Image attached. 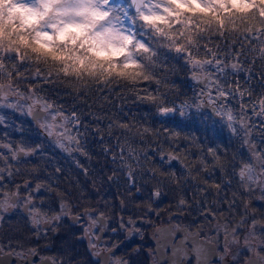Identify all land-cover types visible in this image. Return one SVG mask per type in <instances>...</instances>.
<instances>
[{
    "label": "flooded vegetation",
    "instance_id": "obj_1",
    "mask_svg": "<svg viewBox=\"0 0 264 264\" xmlns=\"http://www.w3.org/2000/svg\"><path fill=\"white\" fill-rule=\"evenodd\" d=\"M207 90L208 81L198 103H207ZM227 106L221 99L216 117L204 110V148L181 147L190 159L186 175L174 178L172 173L179 171L173 169L168 172L173 184L168 191L149 192L139 182L137 187L133 180L128 183V175L120 181L110 150L104 160L98 159L103 156L100 145L95 157L94 145L88 143L96 136L89 139L79 124H64L50 135L41 127L45 113L37 121L32 114L29 121L14 114L18 122L0 130V143L14 148L23 144L35 151L12 161L4 150L0 193L19 189V196L15 207L0 211V256L9 255L7 264H264V185L239 177L241 166L254 163L264 145H255V136L261 138L255 124L245 129L246 137L245 130L234 133L221 122L218 110ZM55 121L49 125L63 124L59 115ZM65 129L75 140L60 135ZM225 132L230 137L222 146ZM139 149L143 152V145ZM156 158L176 166L173 155ZM26 197L31 206L25 204ZM101 212L104 218L93 227L91 220ZM55 216L60 218L52 220ZM34 219L40 223L34 224Z\"/></svg>",
    "mask_w": 264,
    "mask_h": 264
},
{
    "label": "clouds",
    "instance_id": "obj_2",
    "mask_svg": "<svg viewBox=\"0 0 264 264\" xmlns=\"http://www.w3.org/2000/svg\"><path fill=\"white\" fill-rule=\"evenodd\" d=\"M211 7L208 0H0V72L7 78L24 65L76 90L134 89L154 80L163 51L177 53L200 34H218L219 19L231 27L229 16L221 9L213 15ZM230 15L238 25L241 15ZM8 81L0 78V85ZM172 108L161 102L157 112L190 118L187 111L162 112Z\"/></svg>",
    "mask_w": 264,
    "mask_h": 264
},
{
    "label": "trees",
    "instance_id": "obj_3",
    "mask_svg": "<svg viewBox=\"0 0 264 264\" xmlns=\"http://www.w3.org/2000/svg\"><path fill=\"white\" fill-rule=\"evenodd\" d=\"M113 2L122 3V0H113ZM248 21L253 25L256 23V20ZM240 24L241 22H238V26ZM242 44L244 54L237 57L236 53L241 51ZM205 45L213 51L218 49L217 55L223 61L225 68L224 72L219 74H216L215 69H207L204 77L211 75L226 90H231L232 95L226 100L233 108L236 122L241 113L240 105L246 104V108H250L253 100L258 102L264 96V59L259 58L258 51H253L260 45L245 41L238 33H227L224 37L218 34H208L204 35L200 41L199 50L192 49L194 58L200 60L211 58L204 51ZM232 63L239 64L238 70L230 67ZM158 65L154 70V80L141 82L134 89L116 84L80 90L66 86L54 80L53 77L44 80L45 76L40 75L36 78L31 74V69L23 65L19 68V73L23 72L24 75L21 76L20 82L13 83V88L26 98L29 96L32 97L31 100L40 98L42 103L52 104L54 109L61 107L65 113L70 115L75 113L81 131L88 133L89 139L93 140L96 136L95 141L88 143L94 145L95 157L100 155L99 147L102 145L103 158L99 156L98 159L104 160L106 158L104 149L109 146L110 155H112L111 166L113 172L118 171L120 181L122 177L128 175V183L133 180L137 187L139 182L145 187V191L149 192L154 188H165L168 191L173 186L168 172L177 169L179 171L177 174L172 173L177 179L181 177V174L186 175L188 172L187 160L190 159L185 157V152L181 147L185 144H192L204 148L201 146L203 145L201 137L204 141V136H202L204 112L196 107L202 89L190 82L192 74L185 54L163 51ZM12 80H16L15 75ZM238 88L244 92L243 97L238 93H233ZM149 94L153 97L158 96L159 99L155 103L148 99H138V97H148ZM161 102L165 106L175 108L177 113L181 105H189L190 108L184 111L189 113L190 118H178L177 115H172V118L160 117L157 108ZM258 110H260L259 107ZM8 114L10 113L5 115ZM8 117L5 118V123L0 125V130L9 129L18 122L15 117L12 119ZM26 120L29 121V118ZM262 121L264 125V117ZM120 124H127L130 127L125 129L120 127ZM255 125L261 137V143L264 145L262 134L264 126ZM223 129L225 130L226 127L223 126ZM223 135L220 142L222 146H225L228 145L227 139L230 135L227 132ZM255 138L258 139V136ZM140 145H143V152L139 149ZM178 148L181 149L177 151ZM158 154L177 157L175 168L159 162L156 158ZM114 155L117 157L115 160ZM139 175L140 178L137 180Z\"/></svg>",
    "mask_w": 264,
    "mask_h": 264
},
{
    "label": "snow or ice",
    "instance_id": "obj_4",
    "mask_svg": "<svg viewBox=\"0 0 264 264\" xmlns=\"http://www.w3.org/2000/svg\"><path fill=\"white\" fill-rule=\"evenodd\" d=\"M203 2V0H201ZM208 2L212 5L211 8H209V12L213 15L217 14V9H221L225 15L229 16L231 27H228L227 22L224 19H219L217 21V27L219 28V33L218 35L221 37H224L227 33H238L240 36L243 37L245 41H250L254 42L258 45H260L259 48H254L253 51H258L259 53V58L264 59V0H208ZM250 11H255L256 12V23L250 24L247 19L244 18V16L250 12ZM232 12H237L241 15V24L240 26L237 25L235 17H232L230 14ZM189 27H192L191 21H189ZM203 34H200L196 36L195 43L189 42L186 46V48L181 51L177 49V54H185L187 62L190 63L194 69H199L201 73L205 72V70L208 67L214 68L216 72L218 73H223L224 72V67L223 61L219 58L217 55V51H213V49L208 48L207 45L204 46V51L206 55L210 56V59H196L194 58V54L192 49L195 48L199 50L200 48V41L203 39ZM244 45H241V51L236 53V56L239 57L240 55H243ZM6 59H12V57H5ZM23 66V65H21ZM20 66V67H21ZM17 68L16 71H10L7 74V79L9 80V83L7 85H0V107H9V108H16L19 105L14 104V103H8V97L9 95H16V96H22V93H20L17 89L13 88V83H18L21 81L22 77L19 73V68ZM230 67L233 70H238L239 64L238 63H232ZM16 76V80L13 81L12 77ZM5 76V73L0 72V78H3ZM36 78H39L40 75H35ZM196 79H200L201 77L199 76H194ZM44 80H47L48 77H43ZM208 81V90L206 93L207 96V103L210 104L211 106L215 107L216 104L221 100V99H227L232 95L231 90H226L221 83L218 82V80L213 79L211 75H208L204 77ZM159 83V81H157ZM212 89H215V96L212 95ZM31 91V90H30ZM239 92V95L241 97L244 96V92L240 91L239 88L236 90ZM204 94V93H202ZM32 97L29 96L28 99H31ZM138 99L144 100L148 99L155 103V99L152 96L148 97H138ZM40 104L42 110L45 112H48L50 109H53V105L50 103H42L40 98H37L33 100V104ZM189 105L184 104L181 105L180 111L183 113L184 109L188 107ZM259 107V112H255V109ZM197 108L200 107L199 104L196 105ZM247 107L246 104L241 105V111L244 112L245 108ZM252 109L254 113L258 116L264 117V96H262L258 102L252 103ZM175 108H172L171 110H162L164 111H175ZM220 112L224 115L227 116L228 122H229V127L233 126V121L235 120V117L231 113V111L224 112V109H220ZM28 113L32 114V105H29ZM59 115L62 118L63 124L61 125H55V124H47V123H42L41 127L45 128L46 131L49 132V134H52L53 128L56 127H63L64 124L76 122V124H79L78 117H76L75 113H73V116L71 119H69L66 116H63L62 113H60L58 110L56 111V114L53 115L52 119L55 121L56 116ZM158 115L161 117V114L158 113ZM169 118H172V115L168 116ZM4 122L3 117H0V124ZM122 128L128 129L130 126L127 124H120L119 125ZM241 129H246L248 125L244 122H241L240 125ZM146 131V130H145ZM236 131V129H234ZM61 136L66 137L70 142L75 140V137H72L71 135L68 134L67 129L63 133H60ZM7 150L8 153L11 154L10 159L12 161H19L21 154L24 157H29L34 153V149L32 148H26L23 146V144H18L13 147L12 144L8 143H0V162H7L4 157H5V151ZM110 149L105 148L104 151L107 152ZM212 150L210 149V152ZM117 157L114 155L113 159L115 160ZM254 161L255 163L248 162L245 163L241 166V169L239 171V177L242 182H247L248 184L251 183H256L257 181L259 184L264 185V179H260L261 177H264V152H261L259 155H254ZM259 166L260 172H256V167ZM5 169L3 167H0V175L3 174ZM9 175L11 173L9 172ZM131 176V173H129ZM41 186L37 185L36 190H39ZM158 195V193H156ZM19 196V189H17L16 192H13L11 194L7 192L0 193V211H6L10 207H15L14 200L18 198ZM181 204L184 203L183 200L180 202ZM25 204L31 206V198L26 197L25 198ZM63 207V206H62ZM87 214V213H86ZM60 217L55 216L52 217V220H58ZM104 218V214L101 212L99 214L98 219H93L91 220V225L95 227L100 220ZM78 219V217H77ZM51 222V221H49ZM131 222V221H130ZM34 224H39L40 220L39 219H34L33 220ZM87 231V230H86ZM235 230H233L234 234ZM91 243V241H90ZM2 251V250H0ZM114 264H121V261L117 260L114 262Z\"/></svg>",
    "mask_w": 264,
    "mask_h": 264
},
{
    "label": "rangeland",
    "instance_id": "obj_5",
    "mask_svg": "<svg viewBox=\"0 0 264 264\" xmlns=\"http://www.w3.org/2000/svg\"><path fill=\"white\" fill-rule=\"evenodd\" d=\"M204 60V59H203ZM189 64V68H190V71H191V74H193V73H199L201 76H203L204 77V75H206V70L207 69H214V68H211V67H208L206 70H205V72H203V73H201L200 72V70L199 69H194L193 68V66L190 64V63H188ZM223 66V65H222ZM224 68H225V66H223ZM216 74H219L218 72L216 73ZM5 85H7V83H5ZM233 93H238L239 94V92H237V91H235V92H233ZM7 102L8 103H14V104H18L19 106L18 107H16V108H9V107H6V106H4V107H0V117H3V120H4V122L2 123V124H0V125H3L4 123H5V118H7L6 116H5V114L6 113H10V114H8V119H12V118H14V114L16 115V116H21V117H27V118H29L30 119V116H31V114H29L28 113V109H29V105H32V113L35 111V110H37V109H41L42 110V108H41V105L38 103V104H33V100H29L28 98H26L25 96H16V95H9V97H8V100H7ZM257 101L255 100H253V103H256ZM241 106V105H240ZM190 108V106H188V107H186L185 109H189ZM59 111L60 113H62V115L63 116H66V117H68L69 119H71L72 117L70 116V114H68V113H65L63 110H62V108L61 107H59V108H56V109H54V107H53V109H50L48 112H45L44 110V112H45V117H44V123H47V124H49V122H51V121H53V119H52V117H53V115H55L56 114V111ZM231 111V113L233 114V116L235 115V113L233 112V108L231 107V105H228L225 109H224V112H227V111ZM255 111L256 112H259V110H258V106H257V108L255 109ZM218 113H219V115H221L222 116V118H223V120L221 121L223 124H225L224 122H226V123H228L229 124V122H228V118H227V116L226 115H224V114H222L221 112H220V110H218ZM240 118L238 117V122H236L235 123V120L233 121V126L232 127H229V130L231 131V132H233L234 131V129H236V130H241V132L242 131H244L245 129H241V127H240V125H241V122H244V123H246L247 125H248V127L250 126V125H253V124H257V126H259V127H262V126H264L263 125V121H262V118L263 117H261V116H258V115H256L255 113H254V111H253V109H252V103L250 104V108H245V111L244 112H242L241 111V113H240ZM58 117V115L56 116V118ZM235 117V116H234ZM257 119H258V121H257ZM51 120V121H50ZM253 120V121H252ZM54 122H56V121H54ZM55 125H60V124H58V123H56ZM74 125L76 126L77 124H76V122L74 123ZM78 126V125H77ZM238 127V128H237ZM247 127V128H248ZM56 128H61V127H56ZM56 128H53V129H56ZM57 131V130H56ZM234 133H235V131H234ZM248 133H249V131L248 130H245V132H244V135L247 137V135H248ZM243 144H245V143H243ZM242 144V145H243ZM255 145H257V146H263V143H261V138H258V139H256L255 140ZM249 154V153H248ZM251 154H253V153H251ZM254 163H255V161H254ZM239 169L238 168H236L235 169V172H237ZM224 171H226V168L224 167ZM256 172H260V169H259V167L257 166L256 167ZM264 178V177H263Z\"/></svg>",
    "mask_w": 264,
    "mask_h": 264
},
{
    "label": "water",
    "instance_id": "obj_6",
    "mask_svg": "<svg viewBox=\"0 0 264 264\" xmlns=\"http://www.w3.org/2000/svg\"><path fill=\"white\" fill-rule=\"evenodd\" d=\"M194 76H199L201 78L200 79H196V78H194ZM190 82L192 84L198 86L199 88L204 89L206 87L207 80L204 79V77L201 76L199 73H193L190 76ZM199 105H200V109L202 111L206 110L209 113H211L214 117H216V115H215V107L211 106L208 103H204L202 101L199 102ZM44 113L45 112L43 110L37 109V110H35L32 113V119L34 121H37L38 119H41L42 118V116L44 115ZM159 159L162 160L161 157ZM9 261H10L9 255L0 256V264H7V263H9Z\"/></svg>",
    "mask_w": 264,
    "mask_h": 264
}]
</instances>
